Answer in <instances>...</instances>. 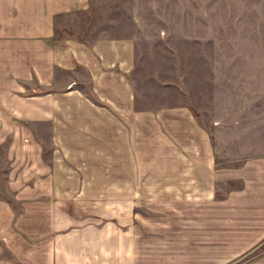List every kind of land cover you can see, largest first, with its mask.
I'll list each match as a JSON object with an SVG mask.
<instances>
[{
	"label": "crops",
	"instance_id": "1",
	"mask_svg": "<svg viewBox=\"0 0 264 264\" xmlns=\"http://www.w3.org/2000/svg\"><path fill=\"white\" fill-rule=\"evenodd\" d=\"M132 1L0 0V264H107L138 245L142 204L212 237L218 264L264 244V148L238 143L263 98L234 101L226 120L210 99L205 127L185 106L141 101ZM156 138L167 159L141 167L140 140L155 156Z\"/></svg>",
	"mask_w": 264,
	"mask_h": 264
},
{
	"label": "rangeland",
	"instance_id": "2",
	"mask_svg": "<svg viewBox=\"0 0 264 264\" xmlns=\"http://www.w3.org/2000/svg\"><path fill=\"white\" fill-rule=\"evenodd\" d=\"M123 3L129 4L131 0ZM132 3L138 5L140 51L145 52L140 56L138 71L141 101L160 111L185 106L205 127L214 119V101L219 119L226 120L233 111L231 106L236 105L234 101L246 96L264 100V92L259 91L264 87V0H133ZM70 30H65L64 34H70ZM250 118L253 125L248 124L247 140L246 126L239 124L242 134L238 143L252 144L260 152L264 148L261 138L264 135V105L253 109L248 115ZM233 130L235 133V127ZM181 141L185 147L194 143L187 138ZM148 142V139L140 140V163L146 169L153 165H142L148 159L162 164L167 158L160 153L168 147L156 138L157 155H144ZM5 167V155L0 149V197L4 191ZM143 174L147 175V171L141 169L140 178ZM162 176V172H155V178ZM147 190L141 188L145 195ZM86 191L89 196L99 193L96 188ZM147 206L142 204L136 211L139 212L138 245L133 249L124 246L129 251H109L107 264L219 263L220 252L215 244L208 242L212 237L193 234V230L185 229V220L166 218L158 211H149ZM114 208L115 204L108 205L109 215L115 212ZM128 211L129 215L125 213V216H130L132 211L130 208ZM131 222L125 217L121 223L126 227L131 226ZM107 227L115 230L122 226L115 219H108ZM263 262L264 244L222 264Z\"/></svg>",
	"mask_w": 264,
	"mask_h": 264
}]
</instances>
